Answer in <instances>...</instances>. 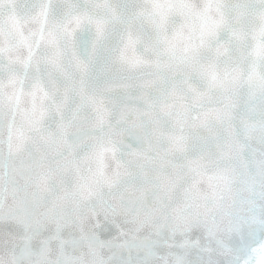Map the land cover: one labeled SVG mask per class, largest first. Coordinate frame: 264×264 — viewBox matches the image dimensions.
I'll return each mask as SVG.
<instances>
[{
    "label": "snow or ice",
    "instance_id": "obj_1",
    "mask_svg": "<svg viewBox=\"0 0 264 264\" xmlns=\"http://www.w3.org/2000/svg\"><path fill=\"white\" fill-rule=\"evenodd\" d=\"M0 264H264V0H0Z\"/></svg>",
    "mask_w": 264,
    "mask_h": 264
}]
</instances>
